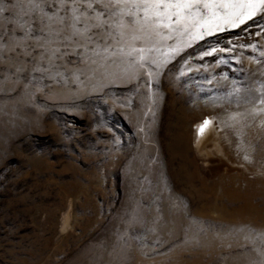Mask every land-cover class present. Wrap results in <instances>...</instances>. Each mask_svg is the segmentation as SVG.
Segmentation results:
<instances>
[{
  "label": "rangeland",
  "instance_id": "obj_1",
  "mask_svg": "<svg viewBox=\"0 0 264 264\" xmlns=\"http://www.w3.org/2000/svg\"><path fill=\"white\" fill-rule=\"evenodd\" d=\"M248 3L0 0V264H264L222 186L264 130Z\"/></svg>",
  "mask_w": 264,
  "mask_h": 264
},
{
  "label": "bare ground",
  "instance_id": "obj_2",
  "mask_svg": "<svg viewBox=\"0 0 264 264\" xmlns=\"http://www.w3.org/2000/svg\"><path fill=\"white\" fill-rule=\"evenodd\" d=\"M261 118L264 121V116ZM245 135L242 136L245 144H239L241 147L239 159L244 164L249 162L252 169L249 172L245 170L243 174L228 173L222 186L230 201L241 199L245 209H252L254 214L260 215L261 210L256 208L255 200L262 198L264 202V167L258 164L259 160L264 159V130L257 136H251L248 132ZM193 136L194 146H200L202 149L212 142L215 131L209 117L194 123ZM62 218V227H64L68 218V210L64 212Z\"/></svg>",
  "mask_w": 264,
  "mask_h": 264
},
{
  "label": "snow or ice",
  "instance_id": "obj_3",
  "mask_svg": "<svg viewBox=\"0 0 264 264\" xmlns=\"http://www.w3.org/2000/svg\"><path fill=\"white\" fill-rule=\"evenodd\" d=\"M260 5H264V0H249V3L246 5L248 8H250L252 10V15L255 14V10L258 6ZM191 5L189 3H186L184 5H182V7H190ZM228 5H225V7H227ZM205 7H209V5H205ZM249 16H245L244 19H242L240 22L243 23L244 20L248 19ZM235 26V25H234ZM207 123V122H206Z\"/></svg>",
  "mask_w": 264,
  "mask_h": 264
}]
</instances>
